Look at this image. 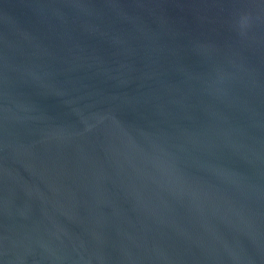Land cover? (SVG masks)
Here are the masks:
<instances>
[{
  "label": "water",
  "instance_id": "water-1",
  "mask_svg": "<svg viewBox=\"0 0 264 264\" xmlns=\"http://www.w3.org/2000/svg\"><path fill=\"white\" fill-rule=\"evenodd\" d=\"M0 264H264V0H0Z\"/></svg>",
  "mask_w": 264,
  "mask_h": 264
}]
</instances>
